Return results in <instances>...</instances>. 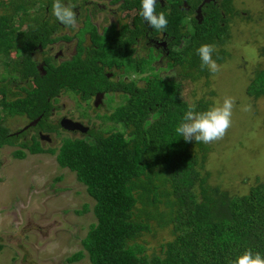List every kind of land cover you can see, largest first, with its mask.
<instances>
[{
  "label": "trees",
  "instance_id": "16d2710c",
  "mask_svg": "<svg viewBox=\"0 0 264 264\" xmlns=\"http://www.w3.org/2000/svg\"><path fill=\"white\" fill-rule=\"evenodd\" d=\"M26 4V0H0V66L4 71L0 75V114L40 117L42 123L51 106L48 100L60 91L77 93L82 100L95 93H117L122 97L121 103L102 118L112 127L104 131L91 129L86 134L88 143L63 139L55 154L58 167L72 172L94 202L91 212L95 222L81 240L88 263L231 264L248 249L264 257V184L255 183L246 194L232 197L225 189L207 184L209 174L202 175L201 171L209 148L198 143L200 151L195 154L190 142L175 133L188 109L179 96L178 83L154 72L152 64L158 58L157 52L152 55L148 47L146 54L139 56L135 48L136 39L143 34L140 19L135 21L139 29L132 32L124 25L102 36L91 31V43L96 48L85 59L76 57L58 69L49 67L40 77L29 52L44 41L53 27L41 22L40 16L31 17ZM133 7L139 9L140 0L125 2L121 8ZM210 7L201 23L190 21L189 32L185 31L182 11L174 9L167 14L161 10L168 20L164 33L175 44L185 40L178 50L168 47L166 66L179 67L182 75L192 80L210 75L200 67L198 47L214 45L213 58L218 64L228 56L223 46L230 21L238 16L233 0H222L220 8L214 3ZM19 25H24L25 30L18 29ZM10 52L19 57L10 59ZM103 66L120 72L119 76L114 74L117 79L108 78ZM129 74L137 75L141 84L125 79ZM19 83L24 85L22 90L29 91L24 97L10 95ZM244 92L252 99L264 98L263 70L254 73ZM110 99L106 103H111ZM208 108L207 102L195 104L196 111ZM14 140L0 125V147L11 146ZM19 146L29 154L54 153L36 143ZM11 156L22 159L24 153L15 150ZM137 205L146 216L151 215L149 208L156 210L158 205L170 210L177 234L162 246L161 256H147L143 246L134 242L147 231L145 224L133 220ZM86 211L84 206L78 213ZM157 216L162 218L161 214ZM82 251L70 255L65 262L80 261Z\"/></svg>",
  "mask_w": 264,
  "mask_h": 264
},
{
  "label": "rangeland",
  "instance_id": "374dc122",
  "mask_svg": "<svg viewBox=\"0 0 264 264\" xmlns=\"http://www.w3.org/2000/svg\"><path fill=\"white\" fill-rule=\"evenodd\" d=\"M34 6L32 4V8ZM233 7L238 16L230 21L228 39L223 46L228 56L218 64V73L192 80L184 77L179 67H167L166 58L159 61L156 58L152 64L161 78L178 83L179 96L188 106L195 107L203 101L211 107L225 97L234 98L232 123L224 138L201 143L209 148L201 174L208 173L207 184L225 189L229 197L246 194L255 183L264 184V98L252 99L244 92L254 73L264 71V0H233ZM19 28L23 29L24 25ZM145 54L140 43L138 55ZM125 79L141 84L135 74ZM64 97L60 102L72 111L74 100ZM110 98L111 103H105L92 113L105 116L122 101L117 93L110 94ZM93 117L91 125L96 130L112 127L102 118ZM2 123L11 133L26 120L10 117L2 119ZM116 129L121 128L116 126ZM59 135L55 136L56 142L66 136L65 133ZM124 138L128 139L127 134ZM80 140L90 141L81 136ZM190 146L195 154L199 153L198 143L192 141ZM49 147L54 153L30 155L23 150L22 159L13 158L8 147L0 149V264H69L65 259L82 251L81 240L89 225L95 222L91 212L93 200L72 172L58 167L55 162L57 143ZM84 206L87 211L79 214ZM136 208L133 220L145 224L147 231L134 242L143 246L147 256H161L162 246L177 234L170 220V210L158 205L156 210L149 208L151 215L146 216L140 212L139 205ZM82 253L83 258L71 264H89L85 252Z\"/></svg>",
  "mask_w": 264,
  "mask_h": 264
},
{
  "label": "flooded vegetation",
  "instance_id": "af4514ba",
  "mask_svg": "<svg viewBox=\"0 0 264 264\" xmlns=\"http://www.w3.org/2000/svg\"><path fill=\"white\" fill-rule=\"evenodd\" d=\"M32 1L35 5L34 8H32ZM128 1L131 2L132 0H65V3L74 5L78 19V27L76 29H68L56 21L51 15L50 10L53 0H26V3H28L26 4L27 13H29L31 17L39 18L40 16L41 19H39L41 22H46L49 27L50 25L53 27L48 29L44 41L33 46L29 52L30 61L34 63L38 76H44L45 69L49 67L58 69L61 65L70 63L76 57L80 60L85 59V56L96 48L91 43V31L97 36H102L107 31H110L111 28L118 30L121 25H124L132 32V30L139 29V24L135 22L137 18H139L141 24L144 25L143 29L140 30L143 34L136 39L137 44L135 48L137 51L138 45L142 43V48L146 52V49L149 47L153 51L152 55H155L156 52L158 53V58L156 60L159 61L167 56L170 45L171 49L178 50L180 44L185 42L184 39H180V44H175L172 42L171 37L167 36L164 31L154 32L139 15L140 8H121L122 5ZM221 1L222 0H157L156 11L164 10L167 14L174 9L182 11L186 22L184 28L186 32H189L191 30V20H195L196 23H201L203 17L211 10L210 5L214 3L217 8H220ZM41 8H43V11H41ZM25 28L26 27L21 30H25ZM10 55L12 56L10 59L12 60H16L19 57L15 52H10ZM38 67L41 69H38ZM102 71L108 78H113L118 72L114 67L107 68L106 66L102 67ZM3 73L4 71L1 70L0 75ZM30 84H32V82ZM22 87H24V85L19 83L18 87H13L10 90V95L24 97L25 92L29 90H22ZM62 96L74 100L71 105L73 113H71L72 111H68V108L63 102H60ZM109 97L110 94L95 93L88 99L82 100L77 93L60 91L51 100L47 99L51 106L46 118L42 119V123H40V117L34 119H26L23 117L26 123L13 130L11 133H9L7 127L3 125L2 119L22 116L0 114L1 127L6 130L8 136L15 138L11 146L2 145L0 149L2 147L10 148L11 155L15 150H25L20 148L19 144L21 143H25L27 146L36 143L39 148L45 150L52 149L49 146L51 143L54 144L55 142V144L57 143L58 151L63 139L80 140V136L86 138V134L91 129L96 130L91 125L92 118H94L93 116H95L96 119L97 117L103 118V116L99 117L96 116V114L94 115L92 111L101 109ZM35 119L37 120L35 124L33 126L30 125ZM62 119L79 123L86 128V131L84 133L76 130L66 131L59 126ZM60 133H65L66 136L63 135V138L56 142L55 136H60ZM74 135H77V137L73 138Z\"/></svg>",
  "mask_w": 264,
  "mask_h": 264
},
{
  "label": "clouds",
  "instance_id": "9594fccd",
  "mask_svg": "<svg viewBox=\"0 0 264 264\" xmlns=\"http://www.w3.org/2000/svg\"><path fill=\"white\" fill-rule=\"evenodd\" d=\"M156 6L157 0H140L139 15L149 28L163 32L168 25V20L163 11L157 14ZM50 13L66 28L78 27L77 14L71 3H65V0H53ZM214 52L215 46L211 44H204L196 49L200 67L213 75L220 71V65L213 58ZM234 106L235 100L232 97L223 98L222 102H217L205 111H196L190 104L181 123L175 128V133L185 142L209 144L222 140L231 127ZM231 264H264V257L248 249L237 256Z\"/></svg>",
  "mask_w": 264,
  "mask_h": 264
},
{
  "label": "water",
  "instance_id": "95a60500",
  "mask_svg": "<svg viewBox=\"0 0 264 264\" xmlns=\"http://www.w3.org/2000/svg\"><path fill=\"white\" fill-rule=\"evenodd\" d=\"M38 69H41L40 67H38ZM37 120L35 119L33 122L30 123V125H34L35 122ZM59 126L66 130V131H79L81 133H84L86 131V128L83 127L82 125H80L79 123H74V122H71L70 120H67V119H62L59 123Z\"/></svg>",
  "mask_w": 264,
  "mask_h": 264
}]
</instances>
